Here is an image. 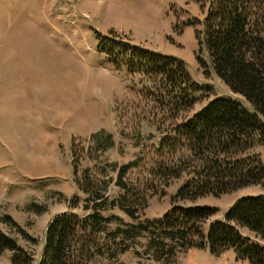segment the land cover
Masks as SVG:
<instances>
[{
  "label": "rangeland",
  "instance_id": "1",
  "mask_svg": "<svg viewBox=\"0 0 264 264\" xmlns=\"http://www.w3.org/2000/svg\"><path fill=\"white\" fill-rule=\"evenodd\" d=\"M205 1L152 0L154 7L145 0H0V233L31 253L34 264L54 218L84 215L86 196L79 186L84 173L92 181L112 179L105 193L111 201L120 195L112 165L136 161L127 181L146 199L139 221H157L174 204L217 208L202 225L203 232L210 223L221 222L236 201L264 195L257 185L172 202L187 176L164 184L151 173L161 160L154 151L161 133L212 100L227 98L252 113L216 77L197 45ZM102 40L118 43L120 51L127 44L176 59L192 82L210 91L193 94L197 103L191 109L170 111L167 100H155L163 97L152 83L113 66L100 49ZM99 137L102 142H95ZM256 156L264 162V144L238 158ZM116 227L110 224L109 230ZM240 231L243 237L250 235ZM147 241L142 235L115 260L96 257L88 264H247L232 250L212 256L207 248L157 262ZM11 255L2 253L0 264H11Z\"/></svg>",
  "mask_w": 264,
  "mask_h": 264
},
{
  "label": "trees",
  "instance_id": "2",
  "mask_svg": "<svg viewBox=\"0 0 264 264\" xmlns=\"http://www.w3.org/2000/svg\"><path fill=\"white\" fill-rule=\"evenodd\" d=\"M205 2L197 45L206 53L216 77L231 93L245 100L252 113L230 99H215L189 120L161 133L154 143L155 154L161 160L152 175L164 184L183 175L188 178L172 202L217 197L257 185L264 190V162L258 156L238 158L264 144V0ZM103 40L100 49L113 66L152 83L155 92L163 97L155 100L160 104L167 100L170 111L191 109L197 103L193 94L210 91L192 82L176 59L156 57L127 44L120 51L118 43ZM103 44L109 48H103ZM115 51L118 53L114 55ZM116 58L127 61L118 64ZM102 140L99 137L95 142ZM136 168V161L112 165L114 186L120 195L111 201L105 193L112 179L92 181L84 173L79 184L86 196L84 215H61L51 221L37 264H88L103 256L115 260L142 235L147 236V247L157 262H170L191 248H207L212 256L232 250L239 261L264 264V195L236 201L223 220L210 223L206 232L202 225L214 217L217 208L174 204L157 221H139L146 199L127 181L128 172ZM110 224L117 227L109 230ZM240 229L250 235L243 237ZM4 252L12 253L11 264H34L31 253L0 233V255Z\"/></svg>",
  "mask_w": 264,
  "mask_h": 264
},
{
  "label": "crops",
  "instance_id": "3",
  "mask_svg": "<svg viewBox=\"0 0 264 264\" xmlns=\"http://www.w3.org/2000/svg\"><path fill=\"white\" fill-rule=\"evenodd\" d=\"M146 2H148V3H150L151 4V6L153 5L152 3H151V1L152 0H145ZM154 6V5H153ZM155 7V6H154Z\"/></svg>",
  "mask_w": 264,
  "mask_h": 264
}]
</instances>
